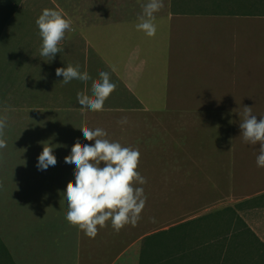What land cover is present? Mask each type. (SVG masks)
<instances>
[{"label": "crops", "instance_id": "1", "mask_svg": "<svg viewBox=\"0 0 264 264\" xmlns=\"http://www.w3.org/2000/svg\"><path fill=\"white\" fill-rule=\"evenodd\" d=\"M146 2L109 0L106 52L95 46L96 29L83 28L96 18L67 16L74 31L65 33L61 51L53 60L40 56L35 21L45 8L63 11L56 0H27L6 24L0 114L9 117L10 143L0 149V176H8L9 191L0 197L15 199V208L4 216L10 238L3 231L0 238L14 264H156L166 235L171 249L184 246L172 255L185 264H247L236 258L242 246L264 243L255 219L264 214L259 144L244 142L239 127L244 106L258 120L264 116V16L181 14L173 0H163L156 35L148 37L135 27ZM69 64L92 80L109 73L117 87L103 111L77 101L86 87L91 95V80L86 86L57 77L56 69ZM77 117L80 128H102L110 141L139 150L147 201L135 227L117 232L108 221L93 239L67 222L61 193L75 181V165L65 157L77 140L94 144L80 128L74 142L60 143L67 119ZM42 142L57 158L44 171L37 168ZM23 200L36 206L29 211Z\"/></svg>", "mask_w": 264, "mask_h": 264}, {"label": "clouds", "instance_id": "2", "mask_svg": "<svg viewBox=\"0 0 264 264\" xmlns=\"http://www.w3.org/2000/svg\"><path fill=\"white\" fill-rule=\"evenodd\" d=\"M142 7L135 25L137 31L148 37H155V13L164 7L163 0H147ZM39 36L42 39L40 56L53 60L61 51L58 45L65 38V33L74 31L72 20L62 10L45 8L35 21ZM115 71V68H113ZM57 77L63 76L62 83L80 80L87 86L92 81L91 95L85 91L77 92L79 105L92 112L104 110L105 101L116 90V84L110 80L108 72L100 71V79L92 80L87 71L80 72L79 65H67L56 69ZM252 107L244 106L239 124L241 136L246 143L259 144L256 157L258 167L264 168V116L258 120L253 115ZM7 115L0 116V149L7 147L4 130L7 127ZM126 116L121 117L119 124H126ZM83 136L94 144H81L76 141L71 154L65 157V163L75 165V181L67 184L63 199L67 201V222L81 230L87 237L95 238L98 226L103 228L106 222L119 232L126 225L135 227L145 208L147 197L144 188L146 178L138 171L140 152L132 147L122 146L118 141H110L108 133L102 128L90 130L81 127ZM43 151L38 157V170H47L57 164L53 155L54 147L42 142ZM140 185V186H137Z\"/></svg>", "mask_w": 264, "mask_h": 264}, {"label": "rangeland", "instance_id": "3", "mask_svg": "<svg viewBox=\"0 0 264 264\" xmlns=\"http://www.w3.org/2000/svg\"><path fill=\"white\" fill-rule=\"evenodd\" d=\"M22 1L21 3H24L27 0H0V27L2 26V24L4 23L7 15L12 11V9L17 6L19 4V2ZM57 2H61V4L63 5V11L64 13L67 14V16L69 17H75V16H79V17H94L97 19V24H83V28H95V34L93 39L95 40V46L101 50L102 52H106L109 51V0H56ZM251 1V3H250ZM248 2H246L245 5L243 6H236L237 4H232V5H228V1H221L220 2V6H218L217 11L215 9H209V12H217V13H222V14H231V13H237V14H244V13H255V11L260 12V14H264V7H262L261 5H259L257 3L258 0H250ZM188 4L193 7L192 10L198 11L196 8H194L196 6V4H198L199 2H203L205 5L204 0H187ZM26 3H24L25 5ZM236 6V7H234ZM256 6V8H255ZM187 9H190L189 6H186ZM220 7V8H219ZM231 7V8H230ZM191 10V9H190ZM107 21V22H106ZM8 23V22H7ZM5 28V27H4ZM7 115V114H5ZM0 116H3L2 114H0ZM8 117V116H7ZM81 121L83 122L82 117H77V119L75 118H71V119H67L66 121V125H67V133L63 132V135H60V143L63 142V140L65 142H70V138L73 140L72 142H74V134H76V138L79 134V125L81 123ZM9 117L7 119V127L4 130V140L9 144L10 140H8L9 136L7 135V131L6 129L9 128ZM23 133L25 131H22ZM24 135V134H23ZM239 144V143H237ZM1 152H0V157H1ZM4 162H2L1 158H0V164H2ZM4 170V168H0V173H2ZM8 176L3 177L2 175L0 176V196L4 195V192H8L9 191V182H8ZM34 200V199H32ZM32 200H23V204H26L27 201V208L31 210H33V207L36 206V204L34 205V201ZM29 205L31 208H29ZM15 208V199H8V198H2L0 197V233L1 231H3L4 236L9 237V233L7 231L8 226L6 225V221L4 220V216L12 209ZM27 209V212H28ZM38 209V208H37ZM28 215V214H27ZM257 223L256 224H261L262 229L260 230V234L261 236L264 238V214L262 215H258L256 218ZM183 233H177L176 238H182L184 241H182V244L185 243V236L182 235ZM171 235H166L163 236V242H162V247L160 250V258H157L158 255H155V260L157 259V262L159 264H185V260L184 259H180V258H176L177 255H180L182 250H184V246H182L181 248H176L174 247V251L175 254L174 257L172 255V251H171V247L169 246V243H171ZM259 241V240H258ZM181 244V245H182ZM1 246H0V257H1ZM228 253V254H227ZM226 255L227 257H229L231 255V253L228 252V247L226 249ZM171 257H173L171 259ZM179 257V256H178ZM232 259L231 260H235L236 258H240V259H244L243 263H247V264H252L255 262V264H264V243H255L253 245V243H251V247L248 246H242L241 249V254L240 256H236V258L231 255ZM230 257V258H231ZM184 260L183 263H180L179 261ZM3 261L0 258V264ZM156 263V264H158ZM152 264V263H150Z\"/></svg>", "mask_w": 264, "mask_h": 264}, {"label": "trees", "instance_id": "4", "mask_svg": "<svg viewBox=\"0 0 264 264\" xmlns=\"http://www.w3.org/2000/svg\"><path fill=\"white\" fill-rule=\"evenodd\" d=\"M199 1V0H197ZM206 1L205 2V5H203L204 3L203 2H199L198 4H196V6L194 8H196L198 11H195V10H192L193 7H191L187 0H173V9L177 12H180L181 14H222V13H217V8L218 6H220V2L221 1H228V5H232V4H237L236 6H243L246 4V2L250 1V0H204ZM22 1L19 2V4L17 6H15L12 11L7 15L4 23L2 24V26L0 27V36L4 30V27L6 26L7 22L10 20V18L12 16H14V14L17 12L20 4H21ZM251 3V1H250ZM257 3L259 5H261L262 7H264V0H258ZM186 6H189L190 9H187ZM234 6V7H236ZM216 8V9H215ZM220 8V7H219ZM231 8V7H230ZM256 8V6H255ZM209 9H215L216 11L215 12H209L208 10ZM250 13V12H249ZM237 13H231V15H235ZM250 14H256V15H259V16H264V14H260V12L257 13V11H255V13H250ZM164 235V234H163ZM163 242V241H162ZM0 246H1V260L3 261L2 263L3 264H14L13 260H12V257L9 253V250L6 248V246L4 245L3 241L1 240L0 238ZM170 246V245H169ZM172 251V249H171ZM162 264V263H161ZM165 264H168V263H165Z\"/></svg>", "mask_w": 264, "mask_h": 264}]
</instances>
